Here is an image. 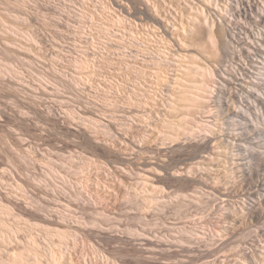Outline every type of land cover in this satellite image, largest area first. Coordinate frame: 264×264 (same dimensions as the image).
Returning <instances> with one entry per match:
<instances>
[{
    "label": "rangeland",
    "instance_id": "obj_1",
    "mask_svg": "<svg viewBox=\"0 0 264 264\" xmlns=\"http://www.w3.org/2000/svg\"><path fill=\"white\" fill-rule=\"evenodd\" d=\"M96 1L0 0V264H51L52 249L60 264H263L264 157L235 182L220 115L180 94L192 93L185 57L218 73L226 28L204 3ZM116 14L136 22L130 33L88 20L111 27ZM212 25L207 58L194 45Z\"/></svg>",
    "mask_w": 264,
    "mask_h": 264
},
{
    "label": "bare ground",
    "instance_id": "obj_2",
    "mask_svg": "<svg viewBox=\"0 0 264 264\" xmlns=\"http://www.w3.org/2000/svg\"><path fill=\"white\" fill-rule=\"evenodd\" d=\"M263 4L264 1L259 0H240L226 6V12L219 17L217 23L226 28L225 50L229 47V55L226 54L222 63L221 61L215 63V68L218 66V73L216 69L214 71L210 63L202 64L197 56L193 55L184 58L190 63L184 64L186 68H182L186 72L185 77L193 80L192 93L188 91L180 93L182 100L189 101L193 109L199 111L200 117L210 116L215 111L220 115L223 129L221 132L223 146L220 152L230 156L232 162L227 167L230 168L232 178H238L234 179L235 182L244 179L247 172L250 173L252 163L258 159V154L264 157V17L255 15V11H259ZM198 14L202 15L203 10L198 9ZM213 28L212 25L204 42L201 44L197 42L194 45L198 48L201 46V49L206 51L207 58L214 57L218 48L217 36ZM192 32L196 34L195 30ZM191 40L195 42L194 38ZM185 47L189 46L184 44ZM177 79L182 81L181 78ZM214 79L217 80V85L219 84L217 90L212 87L216 81ZM225 92L232 96L234 107H227L229 99L222 97ZM220 112H224V115ZM206 126L210 128L211 125ZM205 130L203 134L209 137V130ZM257 182L255 189L263 193H255L264 199V179L257 180ZM192 196L199 197L197 192H194ZM141 198H143L141 202L145 207L152 205L153 199H156V197L145 198L143 196ZM229 217L230 215L226 219ZM64 232L58 234V237L65 239L67 235ZM256 240L264 253V230H258ZM17 258L24 264H37L35 261H25L22 257ZM50 258L49 263L51 264H60V259H64L60 250L55 249L51 250ZM67 261V264H76L71 259L67 258ZM262 262L258 259L256 264H262Z\"/></svg>",
    "mask_w": 264,
    "mask_h": 264
},
{
    "label": "built area",
    "instance_id": "obj_3",
    "mask_svg": "<svg viewBox=\"0 0 264 264\" xmlns=\"http://www.w3.org/2000/svg\"><path fill=\"white\" fill-rule=\"evenodd\" d=\"M159 1L162 2L163 4H165V3L167 4L166 1H170L172 3H176L178 6L179 5H197V6H200V3H204V5L207 8L205 11H207L208 14H215V22H218L219 17H221L226 12V6H229V4H235L236 2H238L240 0H159ZM259 1H264V0H259ZM88 2H89V0H81V6H86L88 4ZM96 2H97L96 4L98 7L103 8V9L104 8L110 9L112 11L111 5L108 1L106 2L105 0H97ZM115 11H118V10H115ZM255 15L257 17H264V4L260 7L259 11L258 10L255 11ZM84 18L88 19L86 16H84ZM88 20L90 21V24L95 25V30L98 33H103V34L109 35L113 38L118 36V32L132 31L131 28H133V26L136 24V22L132 18H129L127 16H122V15L120 16L118 14L115 15V21H114V24L112 25V26H114L113 29L111 28L112 26L110 27L106 23L104 18H102V17H100L99 20H97V21L90 20V19H88ZM90 24L88 27L87 26L84 27V30L88 33H91V30H92V27ZM146 28L148 30H152L153 32L158 31L160 34L162 33L160 28L154 24H151L149 27L146 26ZM162 28L165 31H167L165 26H163ZM161 37H163V34H161ZM72 65L76 69L84 68L83 62H78V60H76V59L72 61ZM73 81H75V80H73Z\"/></svg>",
    "mask_w": 264,
    "mask_h": 264
}]
</instances>
